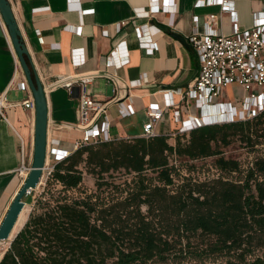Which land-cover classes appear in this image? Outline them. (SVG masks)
Listing matches in <instances>:
<instances>
[{
	"label": "trees",
	"instance_id": "1",
	"mask_svg": "<svg viewBox=\"0 0 264 264\" xmlns=\"http://www.w3.org/2000/svg\"><path fill=\"white\" fill-rule=\"evenodd\" d=\"M234 138L257 153L245 166L221 150ZM258 145L264 110L182 134L82 145L51 162L42 190L25 197L31 209L0 264H264ZM204 157L218 175H192L189 160Z\"/></svg>",
	"mask_w": 264,
	"mask_h": 264
},
{
	"label": "crops",
	"instance_id": "2",
	"mask_svg": "<svg viewBox=\"0 0 264 264\" xmlns=\"http://www.w3.org/2000/svg\"><path fill=\"white\" fill-rule=\"evenodd\" d=\"M196 1L173 0L171 10L139 15L135 11L148 10L152 5L150 0H9L31 64L45 89L49 141L57 140L68 146L79 134L73 127L76 122L78 86L73 84L70 93L66 86L59 85V81L98 70L121 40L126 41L129 61L117 69L107 66V71L116 77L117 84L122 88L118 101L131 103L136 112L123 117L118 113L117 102H109L107 113L111 119V134L119 138L141 135L146 121L145 110L152 102L162 104L163 91L169 90L173 103L178 105L181 94L194 80L199 69L198 55L190 45L188 36L194 30L204 29L205 16L220 13L219 7L209 0L198 7H195ZM70 3H79L82 9L92 8L93 12L81 14L78 10L70 9ZM157 3L161 7L166 1L158 0ZM234 9L237 23L241 27H248L255 14L264 13V0H235ZM195 15L198 22L194 24ZM117 23H122L120 30L116 29ZM68 24L74 27L81 24L80 33L67 30L65 26ZM213 26L230 34L232 19L226 13H220L219 18L213 21ZM136 27H141L156 41L153 54L141 48L134 33ZM105 30L107 34L103 33ZM81 47L85 48V59L75 63L72 50ZM121 57L118 52L115 59ZM109 75L96 74L86 84V92L97 100L109 101L115 87ZM137 79H140L138 85L124 88L126 83ZM0 97L3 98L2 110L5 115H0L1 218L30 168L35 118L34 109L21 104L24 100H33V96L1 14ZM222 100L233 101L234 98ZM188 106L190 114H198L192 104ZM186 112L182 115L186 116ZM138 113L144 117L141 131L134 132L122 127L121 120ZM174 126L170 115L166 114L161 129L168 130Z\"/></svg>",
	"mask_w": 264,
	"mask_h": 264
},
{
	"label": "built area",
	"instance_id": "3",
	"mask_svg": "<svg viewBox=\"0 0 264 264\" xmlns=\"http://www.w3.org/2000/svg\"><path fill=\"white\" fill-rule=\"evenodd\" d=\"M158 0H150L152 5L148 10L140 9L136 14L146 15L151 11L171 10L173 0H165L166 4L161 6ZM211 4L219 7L220 13L228 14L232 19V31L225 34L213 26V21L219 18V14L210 13L204 17V29L194 30L188 36V41L196 51L199 60V69L194 80L187 86L180 96L178 105L173 103L169 90L163 91V100L160 105L152 102L145 110L146 121L143 123L142 133L139 136L152 137L160 133L175 135L187 133L190 130L211 123L246 120L252 118L264 110V13L255 14L252 24L241 27L236 21L234 9L235 0H209ZM205 3V0H197L195 7ZM70 9L78 10L81 14L92 13L93 9H82L79 3L69 4ZM194 24L198 17H193ZM122 23H117L116 29L120 30ZM67 30H75L80 33L81 24L77 26L66 25ZM107 34V31H103ZM134 33L142 49L148 54L156 50V41L141 27H136ZM120 52L122 57L115 59ZM75 63L83 62L85 59V48L72 50ZM129 61L126 41H119L106 57V62L93 73L80 75L75 78H63L59 85L67 87L71 93L73 84L78 86V104L76 108V122L73 126L78 131L76 137L68 146L51 140L47 142V161L55 162L75 151L78 147L102 141H109L119 137L111 134V119L107 113L109 102L115 101L118 105V113L121 116L132 115L136 112L129 102L119 100L120 88L116 77L109 75L107 66L115 69ZM96 74H107L114 80V95L109 101H101L93 98L86 92V84L91 82ZM140 79L131 80L124 88L136 86ZM237 85L243 90V95L235 97L233 101L222 100L223 88ZM16 105L17 103H10ZM25 108L34 109L32 99L21 103ZM192 104L198 114H190L189 106ZM3 98L0 97V115L3 113ZM188 113H187V112ZM186 112V116H183ZM169 114L175 123L174 128L163 130L162 122L165 115ZM221 115H228L219 119ZM48 165V164H47ZM52 166H48L47 173Z\"/></svg>",
	"mask_w": 264,
	"mask_h": 264
},
{
	"label": "water",
	"instance_id": "4",
	"mask_svg": "<svg viewBox=\"0 0 264 264\" xmlns=\"http://www.w3.org/2000/svg\"><path fill=\"white\" fill-rule=\"evenodd\" d=\"M0 14L8 31L10 41L18 57L27 84L31 90L35 113L33 156L31 165L26 177L13 196L0 221V244L2 242H7L9 244L23 225L22 224L16 231H14L20 215L27 205L25 197L42 183L44 172L48 169L46 156L48 142V106L44 86L31 64L28 49L23 42L9 0H0Z\"/></svg>",
	"mask_w": 264,
	"mask_h": 264
},
{
	"label": "rangeland",
	"instance_id": "5",
	"mask_svg": "<svg viewBox=\"0 0 264 264\" xmlns=\"http://www.w3.org/2000/svg\"><path fill=\"white\" fill-rule=\"evenodd\" d=\"M243 95V90L240 86H237L233 88L232 86H227L222 89L221 91V98L224 99H231L238 97L240 98ZM227 115H221L219 119H224L226 118ZM144 117L142 113L136 114L134 117L127 118L121 120V124L123 128H129L130 131L134 132H139L141 131V122L143 121ZM171 142L173 140H170ZM258 149H262L261 153H264V145H258ZM221 150L223 151V155L227 158H235L238 159L243 166L247 165L255 155H257L256 152L250 151L249 148L245 147L243 143H241L239 140L234 138L230 144L227 146L221 147ZM213 157H204L200 159H194V160H189V164H194L195 168L193 170L192 175L198 176L200 178L204 177H213L218 175V170L213 166ZM179 159L175 161L176 165L179 164ZM51 161H48V166H51ZM182 172L187 173L185 168L182 167ZM45 170L43 178H42V183L34 190L33 194L34 196L42 190V187L44 185L45 179H46V172ZM121 172H117L116 174H121ZM127 176V175H125ZM124 177V174H123ZM83 187L87 188L88 190H92L94 188V177L91 174L84 173L83 176ZM31 209V206L29 204L26 205L25 209L23 210V215L21 218L20 226L24 222L25 218L28 216V213ZM2 217L0 218L1 221ZM19 226V227H20ZM4 250V249H3ZM1 251V248H0Z\"/></svg>",
	"mask_w": 264,
	"mask_h": 264
},
{
	"label": "bare ground",
	"instance_id": "6",
	"mask_svg": "<svg viewBox=\"0 0 264 264\" xmlns=\"http://www.w3.org/2000/svg\"><path fill=\"white\" fill-rule=\"evenodd\" d=\"M228 116V115H227ZM20 185V184H19ZM22 215H23V212L21 213V215H20V218H19V221L17 222V225H16V227H15V229H14V231H16L18 228H19V226H20V222H21V218H22ZM7 242H2L1 244H0V248H1V251H0V254L2 255V251H3V249L7 246Z\"/></svg>",
	"mask_w": 264,
	"mask_h": 264
}]
</instances>
